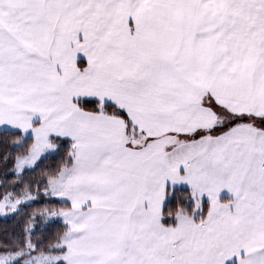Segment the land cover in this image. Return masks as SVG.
I'll list each match as a JSON object with an SVG mask.
<instances>
[{"label": "snow or ice", "instance_id": "6c2138e0", "mask_svg": "<svg viewBox=\"0 0 264 264\" xmlns=\"http://www.w3.org/2000/svg\"><path fill=\"white\" fill-rule=\"evenodd\" d=\"M0 264H264V0H0Z\"/></svg>", "mask_w": 264, "mask_h": 264}]
</instances>
